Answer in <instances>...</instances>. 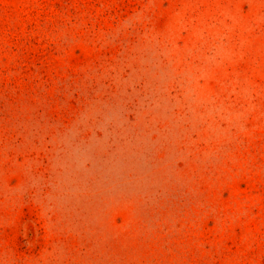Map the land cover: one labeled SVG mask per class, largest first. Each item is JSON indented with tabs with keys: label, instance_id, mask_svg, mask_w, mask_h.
<instances>
[{
	"label": "rangeland",
	"instance_id": "1",
	"mask_svg": "<svg viewBox=\"0 0 264 264\" xmlns=\"http://www.w3.org/2000/svg\"><path fill=\"white\" fill-rule=\"evenodd\" d=\"M0 264H264V0H0Z\"/></svg>",
	"mask_w": 264,
	"mask_h": 264
}]
</instances>
